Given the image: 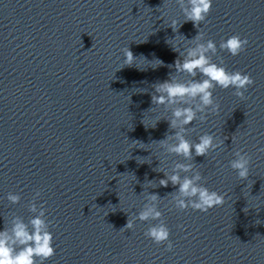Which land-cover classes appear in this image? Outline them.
Masks as SVG:
<instances>
[{
    "label": "water",
    "instance_id": "water-1",
    "mask_svg": "<svg viewBox=\"0 0 264 264\" xmlns=\"http://www.w3.org/2000/svg\"><path fill=\"white\" fill-rule=\"evenodd\" d=\"M198 29L217 46L213 62L252 84L242 98L212 90L218 111L183 135L221 143L186 160L158 144L175 131L171 109L185 105L156 106L151 95L169 78L202 79L170 66L178 57L170 44L183 51ZM233 34L247 40L236 56L218 46ZM237 150L249 158L242 180L228 166ZM175 163H190L223 203L173 207L175 186L158 180ZM147 193L158 196L170 250L144 236L157 221L134 219ZM29 201L43 206L52 234L43 264H264V0H212L196 27L175 0H0V228L13 217L27 224ZM128 216L133 228L120 230Z\"/></svg>",
    "mask_w": 264,
    "mask_h": 264
},
{
    "label": "clouds",
    "instance_id": "clouds-1",
    "mask_svg": "<svg viewBox=\"0 0 264 264\" xmlns=\"http://www.w3.org/2000/svg\"><path fill=\"white\" fill-rule=\"evenodd\" d=\"M184 21H191L196 27L208 14L212 0H175ZM162 16V15H161ZM163 17V16H162ZM168 25L176 32L178 24L176 19H170ZM203 33L199 31L192 37L191 42L183 47V51L177 50V44L171 43V48L178 53L171 67L178 73H187L190 76L200 74L202 79H193L188 82H180L174 78L166 79L154 85V93L151 95L153 105L165 107L176 106L171 109V117L168 119L169 128L175 129L171 135L158 141L159 147L166 153L182 156L186 160L193 156H206L209 151L215 150L220 145V141H214L212 134L203 133L196 141L190 142L185 139L183 133L184 126L199 118L203 121L207 114L218 111V104L213 100L212 90L214 88L234 89V95L243 97L242 89L252 84L248 74L240 71H227L223 63L213 62L212 56L216 54L217 46L211 40H203ZM175 39L173 38L172 41ZM169 43V41H166ZM247 40L239 35L233 34L219 42V49L226 51L229 55L236 56L243 51ZM123 65H131L134 57L128 47L122 49ZM160 60L156 61L159 65ZM190 100H198L194 107L186 106ZM199 113V115H197ZM158 120V119H157ZM153 126L155 121L152 123ZM146 126V125H145ZM140 147V146H139ZM234 158L228 162V166L233 169L239 179H245L249 174V158L247 154H242L239 150L233 153ZM162 171V169H157ZM176 170L182 172L191 171V175L181 177ZM201 174L193 171L190 163H175L173 171L169 175L165 173L163 178L158 180L159 186L169 184L175 186L171 193L170 204L179 209L191 208L201 212L223 203V196L216 191H210L201 181ZM155 187V185L153 186ZM39 196V191L34 193L33 200ZM6 199L10 203H17L20 199L18 194L9 192ZM159 199L156 193H147L143 207L136 213L134 219L147 221L149 219L157 221L150 224L144 231V236L154 244H165V249L172 248V242L168 239L169 229L161 218V211L157 208ZM28 210L34 215L27 224L18 217H13L10 227L0 228V264H43L53 255L52 234L48 231L45 210L43 206L37 207L35 203L29 201ZM247 211V207L244 209ZM133 219L127 218V222L120 230H131Z\"/></svg>",
    "mask_w": 264,
    "mask_h": 264
}]
</instances>
